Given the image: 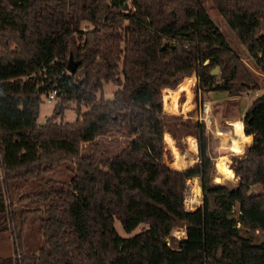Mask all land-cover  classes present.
I'll return each mask as SVG.
<instances>
[{
	"label": "trees",
	"instance_id": "trees-1",
	"mask_svg": "<svg viewBox=\"0 0 264 264\" xmlns=\"http://www.w3.org/2000/svg\"><path fill=\"white\" fill-rule=\"evenodd\" d=\"M210 2L264 75V0ZM68 54L80 60V77L65 70ZM191 75L194 96L200 88L230 95L258 88L199 0H0V234H10L17 254L0 256V264H264V94L240 118L250 141L231 157L235 183L213 181L203 123L162 109L160 95H187ZM108 82L115 89L105 98ZM52 89L40 122L39 104ZM70 101L75 116L67 121ZM91 124L98 138L85 151L60 147L84 139ZM130 129L144 145L117 136ZM111 130L109 141L99 138ZM164 132L194 136L191 167L158 162ZM9 140L36 150L6 163ZM62 164L68 179L45 176ZM193 175L201 203L186 210L184 181ZM33 213L36 249L22 240ZM114 220L126 233L147 227L123 237ZM175 225L183 238L171 236Z\"/></svg>",
	"mask_w": 264,
	"mask_h": 264
},
{
	"label": "rangeland",
	"instance_id": "rangeland-1",
	"mask_svg": "<svg viewBox=\"0 0 264 264\" xmlns=\"http://www.w3.org/2000/svg\"><path fill=\"white\" fill-rule=\"evenodd\" d=\"M199 1L208 17L222 33L230 48L238 55V57L241 58L247 69L253 73L258 88L255 90L245 91L239 95H230L223 91L220 92L203 90L200 88L196 91V96H194L193 89L195 87V76L191 75V84L189 85L190 91L187 92V95L185 91H178L176 95L172 96L170 99L166 95H160L162 99V109L166 117L179 115L181 120H189L191 122L201 121L203 123L204 132L207 139V152L212 160L214 167L213 181L225 184H233L236 181V177H234L233 173L229 171V163L231 161V157H240L243 153L244 146L250 141H246L243 135V131L241 135L237 133L236 126L240 122L242 113L251 99L255 95H258L260 93L264 94V75L252 63V60L245 53L236 35L226 25L221 15L211 4L210 0ZM127 8L128 3L125 4V9ZM90 27L91 26L87 23H81V29H89ZM77 68L78 67L76 66L72 74H76L77 77H80L82 72L80 70H77ZM114 89V85L109 82L105 83L103 87V96L105 98H110L111 93ZM42 98L43 99L39 104V112L37 116V120L40 122H42L43 118L49 114L50 109L54 103V99L46 101L44 97ZM68 105V108L64 111V119L67 121H71L75 116L73 110L74 103L70 101ZM81 110H84V108L81 107ZM97 126V124H91L85 131L84 139L80 140L77 144H74L70 139H66V142H63L60 147L67 150L85 151L87 149L88 141L98 138L93 136V131L97 128ZM115 135L116 134H114L111 130L106 136L99 138L102 141H109V139H111ZM117 136L136 142L138 141V143L144 145L143 142L139 139L138 133H133L131 129L128 136ZM164 137L165 143L163 150L159 155L155 156L160 164L162 160L165 165H169L170 168L175 169V165L176 167H179L180 170H186L198 160V150L196 139L194 138V136L189 134H182L179 138H176V135L171 136L168 132H164ZM176 140L178 141V143L176 142ZM8 142L4 160L9 164L19 160L21 155H29L36 150L35 149L34 151H31L27 148L24 149L22 146L24 143L22 141L18 145H13L12 143H10V140ZM178 154L179 156H177ZM220 156H226L227 164L222 171H216L217 168L215 166V163L217 161V158ZM64 168L65 164H62L53 172L45 174V176L53 177L57 180H66L70 177V173ZM194 176L196 177L195 182ZM186 179L188 180L184 181L185 191L183 192H185L187 195L191 192H200L201 195L199 177L197 175H193ZM24 188L25 189H23V191L25 192L27 188ZM252 189H257V187H252ZM26 204L27 203L24 200L18 202L15 201L14 207L17 210L22 206H26ZM231 214L235 217V206H233V211L231 212ZM38 219V213L30 214L26 220L24 230L22 232L23 242L31 249H36L41 243L40 234L36 229ZM113 225L117 233L123 237L130 236L147 227L146 224L139 223L129 233H126L121 229L119 223L116 220L113 221ZM173 228L175 230L174 235L176 236L181 235V231L184 230L180 225H175L173 226ZM252 235L255 240H259L262 236L258 230H255ZM10 239L11 236L9 233L6 232L5 234H0V256H16V249L14 251L12 241Z\"/></svg>",
	"mask_w": 264,
	"mask_h": 264
},
{
	"label": "built area",
	"instance_id": "built-area-1",
	"mask_svg": "<svg viewBox=\"0 0 264 264\" xmlns=\"http://www.w3.org/2000/svg\"><path fill=\"white\" fill-rule=\"evenodd\" d=\"M54 92H55V90L54 89H52V90H50V91H48L43 97H44V99L46 100V101H50V100H53V95H54ZM195 177V176H194ZM191 178H193V177H191ZM196 178V177H195ZM186 181L188 180V179H185ZM193 180V179H192ZM197 184V183H196ZM198 185V184H197ZM199 186V185H198ZM183 191H185V186H184V190ZM200 202H201V195H200V192H198V193H189L188 195L185 193V192H183V196H182V204H183V208L184 209H186V210H191V209H193V208H195V207H197L199 204H200ZM173 228V227H172ZM172 230V233H171V231H170V234L172 235V236H174L175 238H177V239H180V238H183L184 237V230L183 231H181V235H179V236H176V235H174L175 233H174V228L173 229H171ZM16 256H15V258L17 257V254H15Z\"/></svg>",
	"mask_w": 264,
	"mask_h": 264
},
{
	"label": "water",
	"instance_id": "water-1",
	"mask_svg": "<svg viewBox=\"0 0 264 264\" xmlns=\"http://www.w3.org/2000/svg\"><path fill=\"white\" fill-rule=\"evenodd\" d=\"M123 8H125V4L123 5ZM79 62L80 60H75L71 57V54H68L65 64V70L68 73H73ZM216 73H217V67L215 66L210 70V74L215 75Z\"/></svg>",
	"mask_w": 264,
	"mask_h": 264
},
{
	"label": "bare ground",
	"instance_id": "bare-ground-1",
	"mask_svg": "<svg viewBox=\"0 0 264 264\" xmlns=\"http://www.w3.org/2000/svg\"><path fill=\"white\" fill-rule=\"evenodd\" d=\"M236 130H237V133L239 135H241L242 134V125L238 123L237 126H236ZM226 160H227L226 156L218 157L217 161L215 163L216 168L219 169V170H223L226 167V164H227ZM195 180H196V178H194V182H195Z\"/></svg>",
	"mask_w": 264,
	"mask_h": 264
},
{
	"label": "crops",
	"instance_id": "crops-1",
	"mask_svg": "<svg viewBox=\"0 0 264 264\" xmlns=\"http://www.w3.org/2000/svg\"><path fill=\"white\" fill-rule=\"evenodd\" d=\"M240 124V123H239ZM242 125V124H241ZM219 170V169H218ZM3 234H5V233H3ZM11 240V239H10Z\"/></svg>",
	"mask_w": 264,
	"mask_h": 264
}]
</instances>
